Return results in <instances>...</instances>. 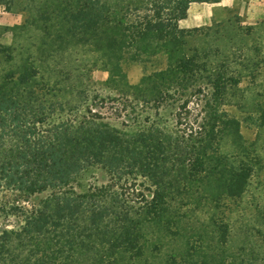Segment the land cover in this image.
Masks as SVG:
<instances>
[{"label":"trees","instance_id":"16d2710c","mask_svg":"<svg viewBox=\"0 0 264 264\" xmlns=\"http://www.w3.org/2000/svg\"><path fill=\"white\" fill-rule=\"evenodd\" d=\"M192 1L219 0H114L113 6L102 0H83L78 7L64 10V15L85 30L93 29L104 40L105 49L117 59V68L122 58L142 64V81L134 86L136 91L152 93L157 102L186 95L177 104L186 111L190 97L204 100L200 110L205 114L196 125L177 113L179 128L173 145L158 126L128 140L89 108L84 114L54 118L55 108L38 104L40 98L34 89L27 88L36 76L32 66L15 80L0 83V192H10L0 205L22 222L19 230L0 234V264L8 253L10 235L18 239L24 236L34 243L32 261L20 258L21 264H80L76 254L81 251H88L104 264H109L116 249L139 254L140 222L147 218L131 217L125 205L113 203L126 204L141 196L135 212L159 222L169 209L167 197L177 186L175 175L187 180L222 177L220 141L226 130H235L239 136V122L220 107L228 85H238L239 79L222 73L225 65L217 63L219 49L210 55L197 46L188 48L191 37L203 29L178 25ZM119 12L124 14L117 18ZM254 125L264 128V104H254ZM144 138H150L149 142ZM93 165L107 172L109 182L89 184L84 191H77L79 175ZM123 174L140 175L150 182L153 188H144L150 198L133 189L131 183L114 192ZM248 174L249 167H243L240 174L230 171L229 195L237 194ZM37 194L45 195L33 201ZM229 231L228 224L202 225L198 237L188 242L186 251L171 264H264V251L257 246L254 260H228L218 257L220 253L206 255L203 249L208 245L203 238L218 235L224 244Z\"/></svg>","mask_w":264,"mask_h":264},{"label":"rangeland","instance_id":"374dc122","mask_svg":"<svg viewBox=\"0 0 264 264\" xmlns=\"http://www.w3.org/2000/svg\"><path fill=\"white\" fill-rule=\"evenodd\" d=\"M82 1L0 0V83L15 80L32 66L36 76L27 88H33L35 96L42 100L38 104L55 108L54 118L84 114L89 108L128 140L158 126L172 144L179 128L175 123L177 113L184 121L198 124L205 114L200 110L204 100L190 97L186 111L177 107L186 95L157 102L152 93L136 91L134 86L142 81V64L122 58L117 68V59L105 49L104 40L93 29L85 30L78 21L64 15L65 9L76 8ZM102 1L114 4V0ZM258 5L256 0H238L234 7L216 9L210 29L201 26V32L188 44L189 49L197 46L210 55L219 49L217 63L225 65L222 73L239 79L238 85H228L220 107L239 122V136L235 130H226L220 141L224 156L222 177L187 180L181 174L175 175L177 186L168 195L169 209L159 222L135 212L142 203L141 196L126 204L113 203L125 205L131 217L147 219L140 222L141 253L116 249L110 254L109 264H171L186 251L188 242L198 237L201 226L212 222L228 224L230 231L224 244L218 235H206V255L220 253L218 257L228 260H254L255 246L264 251V128L254 125V104H264V10L260 12ZM121 14L124 12H119L117 18ZM160 61L164 66L166 60L162 57ZM243 167H249L246 183L237 188L236 195H229L230 171L240 174ZM109 180L103 168L93 165L79 175L75 189L84 191L89 184ZM129 183L150 198L144 188L153 186L140 175L123 174L114 192ZM9 194V190H1L0 200ZM44 195L31 199L38 201ZM21 224L16 215L6 213L0 205V234L3 230H19ZM7 248L1 264H21L20 258L24 257L31 262L34 257L30 255L34 243L24 236L18 239L10 235ZM92 256L95 255H88V251L76 254L80 264H104Z\"/></svg>","mask_w":264,"mask_h":264},{"label":"crops","instance_id":"0c3cea01","mask_svg":"<svg viewBox=\"0 0 264 264\" xmlns=\"http://www.w3.org/2000/svg\"><path fill=\"white\" fill-rule=\"evenodd\" d=\"M237 1L238 0H219L218 2L192 1L188 6L186 17L180 19L178 25L183 29H193L203 25L209 26L214 21L216 9L234 7ZM256 1L259 3L258 9H260L261 12L264 10V0ZM257 19H259V16L256 17L255 21H257Z\"/></svg>","mask_w":264,"mask_h":264}]
</instances>
